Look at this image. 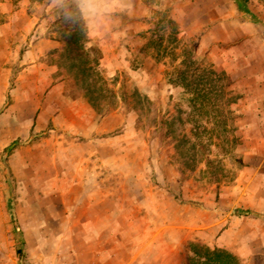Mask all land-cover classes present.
I'll return each instance as SVG.
<instances>
[{
	"label": "rangeland",
	"instance_id": "obj_1",
	"mask_svg": "<svg viewBox=\"0 0 264 264\" xmlns=\"http://www.w3.org/2000/svg\"><path fill=\"white\" fill-rule=\"evenodd\" d=\"M149 2L151 10L130 22L126 37L85 34V62L97 89L92 103L65 69L63 21L49 16L46 0H0V264H70L69 236L65 222L54 219L51 191L57 169L72 179L81 155L95 153L124 211L130 196L148 205L137 210L140 216L152 210L154 229H188L195 217L204 225L221 221L185 243L182 264L189 241L211 247L231 216L253 209L247 200L264 201V175L253 171L264 149L244 112L246 103H264L260 77L249 75L262 67L264 52L245 41L264 36V0H248L249 12L243 0ZM184 58L197 74L214 69L232 80L222 103L234 116L226 126L210 109L194 108L177 75ZM135 91L147 97L143 105ZM200 138L214 165L184 164L179 143ZM37 195L46 202H36Z\"/></svg>",
	"mask_w": 264,
	"mask_h": 264
},
{
	"label": "crops",
	"instance_id": "obj_2",
	"mask_svg": "<svg viewBox=\"0 0 264 264\" xmlns=\"http://www.w3.org/2000/svg\"><path fill=\"white\" fill-rule=\"evenodd\" d=\"M245 41L258 43L259 50L264 52V36L254 35ZM260 62L262 67L253 69L249 75L260 77L259 83L264 86L263 57ZM244 112L248 128L253 131L254 138L260 139L263 151L264 103H246ZM94 154L81 155L70 180L65 178L64 170L58 168L52 184L51 203L57 204L59 211L54 219L65 222L61 226L69 236L70 264H182L185 243L199 235L203 228L213 231L219 226L221 221L204 225L202 219L195 217L188 229L179 228L174 230L176 233L168 226L154 229L152 210L147 209L144 216L139 215L143 206H148L140 198L128 197L131 208L123 210L125 204L116 197L117 186L108 182L106 176L101 177V164L93 161ZM253 171L264 175V160L253 166ZM35 201L46 202V197L37 195ZM247 201L253 209L246 211L244 216H231L211 248L220 247L234 253L241 264H264V210L261 207L264 201ZM182 226H186L185 223ZM26 227L25 224L24 240L29 253L32 248Z\"/></svg>",
	"mask_w": 264,
	"mask_h": 264
},
{
	"label": "trees",
	"instance_id": "obj_3",
	"mask_svg": "<svg viewBox=\"0 0 264 264\" xmlns=\"http://www.w3.org/2000/svg\"><path fill=\"white\" fill-rule=\"evenodd\" d=\"M247 5L248 0H243L242 8L245 12H249ZM59 32L65 42V48L63 49L66 60L65 69L69 74L78 79L83 87L85 86V95L90 102L94 103V99L96 98L94 94L97 92V89L94 88L95 72L85 62V33L78 25H69L66 22H63V26L59 28ZM181 65L182 68L178 69L177 75L180 81H183V84L192 93L193 102L198 104V106L195 104L194 108L196 107V109L201 111L210 109L215 114L216 120L222 118V120L220 119L216 122H219L221 126H226L228 119L234 118V116L232 117L228 112H225L222 104L227 98V89L232 85L230 77L224 72H218L208 68L197 74V69L188 66L185 58L182 60ZM133 95L137 97L142 105L144 103H141V101L147 99L146 96L138 91H135ZM230 98L231 103H235L238 100V96H232ZM173 128L175 126L171 123L170 130ZM192 129L196 131V136H200L199 132H197L199 127L194 124ZM185 141L187 144L179 143L178 145L180 154L183 156L184 164L190 165L192 162L194 164L195 162L206 161L209 165H214V160L208 157L206 153L209 146L204 143L203 139H195L190 142L185 139ZM8 209L13 223L17 224L16 215L11 203H8ZM15 230L21 238L22 230L20 227L16 225ZM17 253L20 258L23 256V250L21 248L17 250ZM183 262V264H241L240 259L234 253L220 247L211 248L199 241L188 242Z\"/></svg>",
	"mask_w": 264,
	"mask_h": 264
},
{
	"label": "clouds",
	"instance_id": "obj_4",
	"mask_svg": "<svg viewBox=\"0 0 264 264\" xmlns=\"http://www.w3.org/2000/svg\"><path fill=\"white\" fill-rule=\"evenodd\" d=\"M50 17L78 25L101 40L126 37L130 22L151 10L149 0H46Z\"/></svg>",
	"mask_w": 264,
	"mask_h": 264
}]
</instances>
